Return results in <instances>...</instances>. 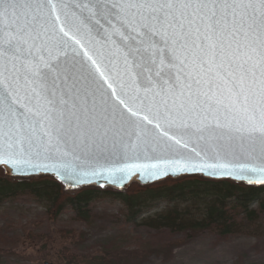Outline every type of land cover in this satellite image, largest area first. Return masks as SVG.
<instances>
[{
    "label": "snow or ice",
    "instance_id": "snow-or-ice-1",
    "mask_svg": "<svg viewBox=\"0 0 264 264\" xmlns=\"http://www.w3.org/2000/svg\"><path fill=\"white\" fill-rule=\"evenodd\" d=\"M69 92L135 129L134 147L151 136L163 153L81 176L244 171L189 144L223 129L264 156V0H0V165L66 168L41 157L80 138ZM250 171L264 183V166Z\"/></svg>",
    "mask_w": 264,
    "mask_h": 264
},
{
    "label": "rangeland",
    "instance_id": "rangeland-1",
    "mask_svg": "<svg viewBox=\"0 0 264 264\" xmlns=\"http://www.w3.org/2000/svg\"><path fill=\"white\" fill-rule=\"evenodd\" d=\"M51 227L57 229L53 245L39 251L34 238ZM59 231L75 234L74 243H67L75 254L108 253L117 256L115 264H264V210L257 220L242 222L233 235L190 237L127 224L122 206L106 197L91 205L88 223L77 221L67 209L51 224L43 206L28 195L0 202V264H62L66 244Z\"/></svg>",
    "mask_w": 264,
    "mask_h": 264
},
{
    "label": "trees",
    "instance_id": "trees-1",
    "mask_svg": "<svg viewBox=\"0 0 264 264\" xmlns=\"http://www.w3.org/2000/svg\"><path fill=\"white\" fill-rule=\"evenodd\" d=\"M21 195H28L42 205L51 224L67 209L77 221L88 223L91 205L106 197L122 206L127 224L139 223L154 231L185 233L190 237L204 232L221 237L233 235L242 222L257 220L264 210V186L187 177L147 187L134 184L126 191L88 188L69 193L52 177L14 180L0 169V202ZM56 232L57 229L51 227L45 235L35 238L32 235L38 242L35 245L40 246L39 251L53 245ZM59 235L62 245L66 244L61 249L62 264H115L118 261L117 256L108 253L75 254L67 245L74 243L75 234L59 231Z\"/></svg>",
    "mask_w": 264,
    "mask_h": 264
},
{
    "label": "water",
    "instance_id": "water-1",
    "mask_svg": "<svg viewBox=\"0 0 264 264\" xmlns=\"http://www.w3.org/2000/svg\"><path fill=\"white\" fill-rule=\"evenodd\" d=\"M69 2L75 3L78 0H69ZM82 52L83 50H81ZM80 59V56H76V60ZM105 87L107 86L105 85ZM65 99L68 101L67 105L64 106L65 118L80 133V138L76 139L75 143L68 142L65 149L67 155L54 154L47 160L41 157V163L65 165L66 168L57 172L44 170L42 167L13 169L9 165H0V168L4 169L11 179L29 180L39 177H52L67 191L88 188L125 191L133 183L147 187L166 180L176 181L187 177H199L210 181H229L247 186H264V183L249 182V178L256 175L250 169L264 166V156L261 155L259 146L257 145L253 150L246 137L241 138L238 134L229 133L223 129L215 130L214 135L211 136L206 132L204 133L205 139L201 140H197V137L193 136L189 149L196 147L198 151L203 150L207 153L209 162L212 163L217 162L216 153L219 152L220 162L228 163L237 169L239 166H246L244 171L237 170L231 176L212 175L210 174L211 170H206L204 172L178 173L169 171L167 175L156 178L136 170L128 178L117 183L110 182L104 176H81L84 172L123 167L127 164L155 163L163 153L151 136L147 138L148 143L140 142L139 147H134L138 143L136 130L118 119L112 121L110 110H102L99 102L95 106L91 100L88 103H83L79 97L73 96L70 92L65 95ZM147 127L151 130L152 136H155L156 130L151 125ZM180 151L190 154L188 149H181ZM78 177H80V182L77 181Z\"/></svg>",
    "mask_w": 264,
    "mask_h": 264
}]
</instances>
